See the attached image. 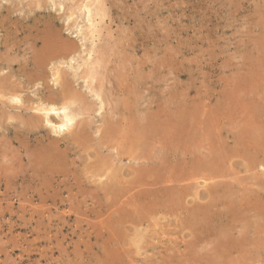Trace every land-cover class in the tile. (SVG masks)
<instances>
[{
  "label": "rangeland",
  "instance_id": "374dc122",
  "mask_svg": "<svg viewBox=\"0 0 264 264\" xmlns=\"http://www.w3.org/2000/svg\"><path fill=\"white\" fill-rule=\"evenodd\" d=\"M100 2L105 14L103 20L95 16L93 13L95 8L91 7L93 18L91 17L89 21L88 15L83 11L76 12L73 18H69L70 6L76 8L79 0L34 2L0 0V84L3 83V89L0 88V264H264V220L260 221L264 217V163L260 164L262 169L259 166L252 171L248 163L249 159H252L253 148L249 144H235L241 135L250 133L248 131L253 127L252 132L264 138V132L254 130L256 127L259 128L258 126L250 125L251 112L264 114V102L261 103L264 101V0H100ZM37 6L40 8L37 9ZM51 16L56 17L59 23H52ZM88 23L95 25L99 37L82 41L85 50L102 47L108 50L105 58L110 55L108 63L101 59L103 64L102 68L98 69L100 73L97 77L106 78L118 64L121 65V73H125V68L129 69L130 75L126 77L124 88L127 86L133 90L132 102L141 103L142 100V109H148L142 113L151 112L152 118L160 109L166 110L164 114L168 121L169 119L173 121L175 116L179 115L183 126L182 134L174 137L166 131L152 130L153 137L146 139L148 141H142L140 146H135V142L132 144L125 140L119 141L118 138L110 140L107 142L110 144V151L104 150L102 159L112 164V169H109L108 173L99 172L100 175L97 176H95L97 169L91 172L96 161L92 151L86 154L79 152L76 155L71 153L69 160L70 162L75 160L77 165L62 169V172L39 170L27 161L36 145L27 141L23 130L25 128L21 122L27 116L22 111L8 107L16 105V102H12V97L22 100L21 104L23 103L24 107H33L44 101L43 94L46 91L40 89L41 85H37L42 82L29 83L27 78L31 70L23 67L22 62L30 57L33 49L39 47H34L30 40L35 33L61 32L63 39H66L81 33L87 35L90 27ZM76 42L81 45L80 40L76 39ZM87 52H80L72 62H66L76 67L87 59ZM94 58L95 54L91 56V61ZM257 61L258 64H255ZM53 63L48 65L46 73L51 86L54 72L52 66L56 65ZM249 63L255 64L257 69L250 68L253 65ZM81 70L84 71L85 67L82 66ZM252 70L258 77L255 78V82ZM103 71L105 74H102ZM248 74H252V77ZM251 80L257 88L250 82ZM8 87L9 89L13 87L14 91H9ZM108 87L109 83L105 85L106 91ZM80 90L92 102L93 99L90 98L87 89ZM230 95L233 97H229ZM96 103L98 104L97 101ZM234 107L236 110L233 111ZM15 115L18 116V120ZM163 117L164 115L156 118L162 123ZM261 118L264 120V115ZM55 121L56 118L52 123L59 122ZM100 124L99 120L94 119L93 130H97L96 127ZM165 125L166 130L172 128L167 122ZM46 127L48 126L44 127L45 132L53 135L52 131H49L52 127L49 126L51 129ZM261 128L262 126L258 130ZM261 130L264 131V128ZM197 140L202 142L199 143ZM262 142L259 146L264 151V141ZM213 153H221V157L218 155L219 158H215L216 155ZM144 155L147 157L146 160L143 158ZM260 158L264 159V156ZM203 164L207 166L206 169ZM140 166L149 170L151 175L147 181L152 187L147 182L144 189L135 188L134 192H131L132 195L105 194L100 191V187L104 186L119 187L122 183H134L135 176L138 177L137 173L140 174L142 170ZM209 170L213 176L217 175L213 182L204 179L208 178ZM107 176L111 179H107ZM206 180L210 183H204ZM89 187L92 189H88ZM207 189L213 194L211 197ZM95 193L100 198H97ZM257 198H260L258 199L260 202ZM159 219L163 220L158 221ZM249 223L251 225L248 226ZM145 238L147 239L143 240ZM241 239L245 242L240 241ZM113 241L114 244L116 242L115 245H112ZM221 257L225 260H221Z\"/></svg>",
  "mask_w": 264,
  "mask_h": 264
},
{
  "label": "bare ground",
  "instance_id": "6f19581e",
  "mask_svg": "<svg viewBox=\"0 0 264 264\" xmlns=\"http://www.w3.org/2000/svg\"><path fill=\"white\" fill-rule=\"evenodd\" d=\"M34 2V0H32ZM69 1V0H67ZM77 1V0H75ZM87 0H79V4L76 6V8H72L70 6V13H69V18H73V16L75 15L76 12H86V14L88 15V19L90 21L91 19V7L95 8L93 11V13H95V16L99 17V19L102 21L105 14H104V8L103 5L101 4L102 2H100V0H88V2H85ZM64 7V6H63ZM62 7V8H63ZM31 8V7H30ZM40 8L39 6H37V9ZM61 8V7H59ZM32 9V8H31ZM60 10V9H59ZM64 10V8H63ZM78 14V13H77ZM85 14V13H84ZM85 14V15H86ZM49 15V14H47ZM50 17V16H48ZM52 17V16H51ZM93 18V17H92ZM52 23H56L58 22V20L56 19V17H52L50 18ZM99 20V21H100ZM93 21V20H92ZM49 22V21H48ZM59 23V22H58ZM53 24V25H54ZM89 24V23H88ZM90 25V24H89ZM52 27V26H51ZM55 27V26H54ZM97 27V25H96ZM101 28V27H100ZM46 29V28H43ZM53 29V28H52ZM37 30V29H36ZM96 29H95V25H90L87 35L86 34H77V35H71V38H66L63 39V36L61 34V32H37L32 36V42H33V46L37 47L39 46L37 49H33L30 57L24 59V62H22V64L24 65L23 67H27L29 68V70H31V73L28 75L27 81L29 83L32 82H37L40 81L42 83H38L37 85H41L42 90L46 91L45 94H43V103H38L36 106H31V107H24L21 104L20 99H17L16 97H12V102H16L15 106H8L10 109H14V110H18V111H22L23 113L26 114L27 118L22 121L20 119L21 115H19V119L22 121V125L25 129L24 133L27 137V141H29L30 143H36L35 145V149L31 152L29 159L27 161H29L28 163H30L31 165H34V167H36L39 170H48V171H56V173L62 169H68L69 167H71L72 165L76 164L75 160H69V157L72 154L76 155V153L82 152V153H88L89 151H92L93 154L96 156V161H95V165H92V168L94 166V168L91 170V172H94V169L96 170V174L95 176H97V174L100 175L99 172H104V173H108L109 169H112V164L108 163L107 160L105 161L104 159H102V153H104L103 151L109 150V145L107 142L110 140H116V138H118V140H125L127 143L131 142L132 144L135 142V146H140L141 142L148 138H150V136H152V130H157V131H166V133H170L171 136L173 135L175 136H180L181 130L183 129L182 126V121L179 115H176L175 118L173 119V121H171L169 119V121L167 120V117L164 114V110H161L156 112L153 116V118L151 117L152 114L150 112H143L142 111H147L148 109H142V100L141 103L139 102H135L133 103L132 101L134 100L132 98L133 95V90L131 91L130 89H128L127 86H125L124 88V84H125V80L126 77L128 78L130 75V70L125 68V73H121L120 68L121 65L118 64L117 68L113 69L106 78L102 77L101 79L97 77V75H99L100 72H98V69L102 68V60H105V62L108 63V58L110 59V55L106 57V52L108 50L102 49L101 48H86L84 45H82V41H86L88 39L94 40L95 37H99V34H96ZM31 34V33H30ZM29 35V34H28ZM31 36V35H30ZM73 38V39H72ZM76 39L80 40L81 45L77 44ZM79 42V41H78ZM93 41H91L92 43ZM30 44V43H29ZM90 44V42H89ZM95 44V43H94ZM32 47V46H31ZM30 47V48H31ZM94 47V46H93ZM105 48V47H104ZM109 48V47H108ZM85 51L87 52V59L85 61L82 62V64L77 65L76 67L71 66L69 63L67 62H72L76 56V54L78 53H83ZM110 51V50H109ZM256 53V52H255ZM95 54V58L91 61V56ZM110 54V53H109ZM104 58V59H103ZM10 60V59H9ZM127 60V59H125ZM244 60V59H243ZM6 61V60H5ZM67 61V62H66ZM130 61V60H129ZM55 62L56 65L55 67H53V86H51L48 82V77H47V67L48 65H50L51 63ZM104 62V63H105ZM251 62V61H249ZM259 62L261 63V61L259 60ZM9 63V62H8ZM6 63V64H8ZM253 63V61H252ZM249 63V64H252ZM255 63V62H254ZM259 63V64H260ZM10 64V63H9ZM54 64V63H53ZM127 64V63H126ZM258 64V61L255 63ZM254 64V65H255ZM128 65V64H127ZM243 65V64H242ZM253 65V64H252ZM253 65V67L250 68H254L255 66ZM62 66V67H61ZM84 66L85 70L82 71L81 67ZM262 66V65H261ZM260 66V68H261ZM13 67V65H12ZM11 67V69H12ZM125 67V66H124ZM123 67V69H124ZM131 67V66H130ZM257 67H259L257 65ZM2 68V65H1ZM18 68H20V66L18 65ZM176 68V67H175ZM249 68V67H248ZM256 68V67H255ZM104 69V68H103ZM181 69V68H180ZM257 69V68H256ZM264 69V68H263ZM2 70V69H1ZM70 70L72 72H70ZM132 70V69H131ZM255 70V69H254ZM174 71V70H173ZM178 71V70H177ZM256 71V70H255ZM253 73V70L251 71ZM257 72V71H256ZM20 73V71H19ZM25 73V72H24ZM248 73V72H247ZM258 73V72H257ZM102 74H105L104 71ZM134 74V73H133ZM239 74L243 75L242 73L239 72ZM260 74V72H259ZM262 74V73H261ZM172 75V74H171ZM241 75H239V78L241 79ZM246 75V74H245ZM249 75V74H248ZM247 75V77H248ZM252 74H250L249 76H251ZM254 75V73H253ZM26 76V75H25ZM143 76V75H141ZM254 82L255 80L258 78L256 77V74L254 75ZM235 77H237V75L235 74ZM252 77V76H251ZM263 77V76H261ZM142 78V77H141ZM243 78V77H242ZM250 78V77H249ZM256 78V79H255ZM2 79V77H1ZM252 79V78H251ZM260 79V78H259ZM3 80V79H2ZM105 80V82H104ZM235 80V78L231 81L233 83V81ZM239 82V79H237ZM236 80V81H237ZM253 80H251L250 82L253 83ZM52 81V79H51ZM235 81V83H236ZM264 81V80H263ZM145 82V81H144ZM148 82V81H147ZM145 82V83H147ZM175 82V81H174ZM258 82V80H257ZM5 83V82H4ZM109 83L110 87H108V92L105 90V85ZM169 83V82H168ZM176 83V82H175ZM259 83V82H258ZM257 83V86L259 85ZM7 84V83H6ZM81 84H83V86H81ZM242 84V82H241ZM249 85V83H246ZM2 84H0V88H2ZM15 85V84H14ZM177 85V84H176ZM233 85V84H232ZM252 85V84H251ZM253 85L256 84L253 83ZM252 85V86H253ZM8 86V85H7ZM6 86V87H7ZM10 86V85H9ZM34 86V85H33ZM230 86V84H229ZM246 86V85H245ZM147 87V86H146ZM231 87V86H230ZM233 87V86H232ZM254 87V89H255ZM260 87V86H259ZM229 88V87H228ZM234 88V87H233ZM236 88V87H235ZM234 88V89H235ZM244 88V85H243ZM246 88V87H245ZM249 88V87H248ZM252 88V87H251ZM257 88V87H256ZM3 89V88H2ZM7 89V88H6ZM9 89V87H8ZM7 89V90H8ZM80 89H87V91L90 94V98H92V102L91 100H89L86 97V94L84 95L82 93V91ZM232 89V88H231ZM28 90V89H27ZM229 90V89H228ZM257 90V89H256ZM255 90V91H256ZM258 90H260L258 88ZM257 90V91H258ZM9 91H14L13 87H10ZM235 91V90H234ZM232 91V92H234ZM8 92V91H7ZM16 93V92H15ZM42 93V92H41ZM244 93V92H243ZM230 94V92H229ZM238 94V93H237ZM250 94V93H249ZM4 95V94H3ZM171 95V94H170ZM235 95V94H234ZM239 95V94H238ZM12 96V95H11ZM10 96V97H11ZM16 96V95H15ZM110 96H116L114 97H110ZM9 97V99H10ZM110 97V98H109ZM164 97V96H163ZM229 97H233L232 95H230ZM235 97V96H234ZM21 98V97H20ZM239 98V97H238ZM258 98V97H257ZM145 99V98H144ZM161 99V98H160ZM164 99V98H163ZM170 100V97L168 98ZM10 100V101H11ZM233 100V99H231ZM238 100V99H237ZM27 101V100H26ZM31 101V99H30ZM42 101V100H41ZM96 101L98 102V104L96 103ZM236 101V100H235ZM170 102V101H169ZM237 102V101H236ZM255 102V101H253ZM260 102V100L258 101ZM264 102L263 100L261 101V103ZM32 103V102H31ZM243 103V102H242ZM256 103V102H255ZM15 104V103H14ZM167 104V102H166ZM257 104V103H256ZM264 104V103H263ZM262 104V105H263ZM28 105L29 102H28ZM233 105V104H232ZM245 105V103H244ZM252 105V104H251ZM259 105V104H258ZM27 106V105H26ZM158 106V105H157ZM172 106V105H171ZM174 106V105H173ZM230 106V105H229ZM243 106V104H242ZM264 106V105H263ZM137 107L139 110H137ZM168 107H170L168 105ZM253 107V106H252ZM260 107V106H259ZM205 108V107H204ZM254 108V107H253ZM264 108V107H263ZM235 107L233 108L234 111ZM157 110V109H156ZM236 110V109H235ZM136 113H135V112ZM139 111V112H138ZM180 111V110H179ZM242 111V110H241ZM174 112V111H173ZM240 112V111H239ZM244 113V112H243ZM24 114V115H25ZM161 114V115H160ZM252 116H251V122L250 125L251 126H258L259 128L262 126V128H264V120L261 118L263 117L262 113H256V112H251ZM138 116L135 118V116ZM162 123L156 118L158 116V118L161 116H163ZM174 115V114H173ZM172 115V116H173ZM250 115V114H249ZM16 116V115H15ZM14 116V117H15ZM230 116V115H228ZM18 116H16L17 119ZM171 117V116H170ZM204 117V116H203ZM56 118L57 121L55 122H59L53 124L52 121H54ZM191 118V117H190ZM194 117H192L193 119ZM12 119V118H11ZM15 119V120H16ZM24 119V118H23ZM94 119H97L101 122V124L98 126L100 127L97 130H93L95 128L92 127V124L94 122ZM18 120V119H17ZM19 120V121H20ZM201 120V119H200ZM181 121V123H180ZM167 122V124H170V126L172 128L167 129L166 130V125L165 123ZM249 122V121H248ZM253 124V125H252ZM21 125V126H22ZM196 125V124H195ZM199 126V124H197ZM203 125V124H202ZM11 126V125H10ZM48 126L47 129H52L49 131H52L53 135H51L50 133L45 132L44 127ZM49 126H51L49 128ZM97 126V125H96ZM169 126V125H168ZM190 126V125H189ZM194 126V125H193ZM239 126V125H238ZM200 127V126H199ZM205 127V126H204ZM10 128V127H9ZM189 128V127H188ZM196 128V127H195ZM201 128V127H200ZM254 128V127H253ZM253 128L250 129V133H247L246 135H241L239 140L235 141V144H249L250 147H252V152H251V156L252 159H249V163L248 166L252 169H255L256 167H259L260 164L264 163V159H261L260 156H264V151L261 150L262 147L259 146V144L263 143L262 141H264V138L261 137L260 135L257 133H253ZM257 128V127H256ZM254 129L258 132H264L263 130H258ZM8 129V128H7ZM15 130V129H14ZM18 130V129H17ZM199 130V129H196ZM202 130V129H201ZM232 130V129H231ZM236 130V129H235ZM22 131V130H20ZM48 131V132H49ZM192 131V130H191ZM237 131V130H236ZM16 132V131H15ZM19 132V130L17 131ZM207 132V131H206ZM247 132V131H245ZM255 132V131H254ZM151 133V135H150ZM192 133V132H190ZM194 133V131H193ZM203 133V131H202ZM208 133V132H207ZM169 134V135H170ZM182 134V133H181ZM219 134V133H218ZM198 135V134H197ZM201 135V134H200ZM204 135V133H203ZM16 136V135H14ZM157 136V135H156ZM191 136V134H190ZM194 137V135H192ZM199 136V135H198ZM22 137V136H21ZM153 137V136H152ZM168 137V136H167ZM166 137V138H167ZM187 137V135L185 136ZM204 137V136H203ZM207 137H209L207 135ZM239 137V136H238ZM16 138V137H15ZM18 138V137H17ZM23 138V137H22ZM170 138V137H169ZM200 138H202L200 136ZM206 138V137H204ZM213 138V137H212ZM215 138V137H214ZM151 139V138H150ZM168 139V138H167ZM182 139V138H181ZM209 139V138H208ZM12 140H16L13 139ZM23 140V139H22ZM176 140V139H175ZM123 141V142H125ZM148 141V140H146ZM145 141V142H146ZM151 141V140H149ZM210 141V140H209ZM207 141V143L209 142ZM216 141V140H215ZM136 142H138V144H136ZM153 142V141H152ZM166 142V141H164ZM190 142H192L190 140ZM194 142V141H193ZM197 142H202V141H198ZM204 142H206L204 140ZM203 142V143H204ZM11 143V142H10ZM28 143V142H26ZM184 144V142H182ZM196 143V142H195ZM194 143V144H195ZM16 144V143H15ZM159 144V143H158ZM169 144V142H168ZM167 144V145H168ZM193 144V145H194ZM218 144V143H217ZM31 145V144H30ZM94 145V146H93ZM125 145V144H124ZM145 145V144H144ZM148 145V144H147ZM200 145V144H199ZM207 145V144H206ZM117 146V145H116ZM166 146V145H165ZM170 146V145H169ZM186 146V145H185ZM198 146V145H197ZM219 146V144H218ZM221 146V145H220ZM112 147V146H111ZM145 147V146H144ZM149 147V146H148ZM146 146V148H148ZM194 147V146H193ZM203 147V146H202ZM210 148V146H208ZM214 147V146H211ZM217 147V146H216ZM246 147V146H245ZM33 148V147H31ZM114 148V147H113ZM119 148V147H118ZM117 148V149H118ZM145 148V149H146ZM167 148V147H166ZM186 148V147H185ZM206 148V147H205ZM28 149V148H27ZM26 149V150H27ZM127 149V148H126ZM143 148H141L142 150ZM178 149V148H177ZM201 149V148H200ZM204 149V148H203ZM217 149V148H216ZM144 150V149H143ZM151 150V149H150ZM189 150V149H188ZM207 150V149H206ZM210 150V149H209ZM208 150V152H209ZM220 150V149H219ZM25 151V149H24ZM28 151V150H27ZM116 151V150H115ZM136 151V149H135ZM139 151V150H138ZM196 151V150H195ZM198 151V150H197ZM222 151V150H221ZM220 151V152H221ZM114 152V151H113ZM134 152V151H133ZM138 153V152H137ZM144 153V151H143ZM191 153V152H190ZM207 153V151L205 152ZM19 154V153H18ZM126 154V153H125ZM135 155V153H133ZM145 154V153H144ZM208 154V153H207ZM215 154V153H213ZM13 155V154H12ZM83 155V154H82ZM129 155V153H128ZM131 155V152H130ZM141 155V152H140ZM143 155V154H142ZM149 155V154H148ZM197 155V154H196ZM200 155V154H198ZM215 158H219V156L221 157V153L220 154H215ZM219 155V156H218ZM15 156V155H13ZM27 156V155H26ZM92 156V155H91ZM150 156V155H149ZM188 156V155H187ZM194 156V155H193ZM208 156V155H207ZM18 157V156H17ZM90 157V155L88 156ZM122 157V156H121ZM139 157V156H138ZM143 157V156H142ZM183 157V156H182ZM197 157V156H196ZM199 157V156H198ZM197 157V158H198ZM202 157V156H201ZM200 157V158H201ZM210 157V156H209ZM12 158V157H11ZM14 158V157H13ZM19 158V157H18ZM77 158V157H76ZM87 158V157H86ZM124 158V157H123ZM132 158V156H131ZM137 158V157H136ZM145 160L147 159V157L144 155L143 157ZM159 158V157H158ZM184 158V157H183ZM224 158V157H223ZM27 159V158H25ZM78 159V158H77ZM91 159V158H90ZM135 159V158H134ZM150 159V158H149ZM193 159V158H192ZM222 159V158H221ZM229 159V158H227ZM18 160V159H17ZM92 160V159H91ZM94 160V159H93ZM131 160V159H130ZM184 160V159H183ZM195 160V159H194ZM205 160V159H204ZM212 160V159H211ZM220 160V159H219ZM9 161V160H8ZM77 161V160H76ZM86 161V159L84 160ZM83 161V162H84ZM90 161V160H89ZM120 161V160H119ZM210 161V159H209ZM227 161V160H226ZM224 161V162H226ZM11 162V161H10ZM14 162V161H13ZM20 162V161H19ZM23 162V161H22ZM87 162V161H86ZM92 162V161H91ZM94 162V161H93ZM123 162V161H122ZM125 162V161H124ZM136 162V161H135ZM212 162V161H211ZM222 162V160H221ZM15 163V162H14ZM219 164V161L217 162ZM27 164V163H26ZM79 164V163H78ZM82 164V163H81ZM90 164V162H89ZM118 164V163H117ZM128 164V162H127ZM126 164V165H127ZM146 164V163H145ZM159 164V163H158ZM162 164L164 165V163L162 162ZM168 164V162H167ZM205 164V163H204ZM203 164V166H204ZM221 164V163H220ZM21 165V164H20ZM77 165V164H76ZM222 165V164H221ZM75 166V165H74ZM89 166V165H88ZM134 166V165H133ZM183 166V165H182ZM223 166V165H222ZM229 166V165H228ZM18 167V166H17ZM33 167V166H32ZM79 167V166H77ZM124 167V166H123ZM122 167V168H123ZM126 167H130V166H126ZM142 169V166H140ZM144 167V166H143ZM158 167V165H157ZM165 167V165H164ZM29 168V167H28ZM88 168V167H87ZM115 168V167H114ZM132 168V167H131ZM135 168V167H134ZM133 168V169H134ZM153 168V167H152ZM162 168V167H161ZM180 168V167H179ZM204 168L206 169L207 166L205 165ZM217 168V167H216ZM222 168V167H221ZM260 169H262L263 167L260 166ZM13 169V168H12ZM19 169V168H18ZM74 169V168H73ZM84 169V168H83ZM126 169V168H125ZM164 169V168H163ZM162 169V170H163ZM167 169V167L165 168V170ZM213 169V168H212ZM224 169V168H223ZM249 169V168H248ZM76 170V169H75ZM87 170V169H86ZM122 170V169H121ZM128 170V168H127ZM136 170V169H135ZM157 170V168L155 169ZM160 169V171H162ZM181 170V169H180ZM198 170V169H197ZM199 170H201V168H199ZM18 171V170H17ZM64 171V170H63ZM69 171V170H68ZM71 171V170H70ZM85 171V170H84ZM82 170V172H84ZM196 171V170H195ZM222 171V170H221ZM228 171V170H227ZM254 171V170H252ZM263 171V170H261ZM2 172V171H1ZM22 172V171H21ZM62 172V171H61ZM78 172V171H77ZM87 172V171H86ZM134 172V171H133ZM137 173V170L135 171ZM179 172V171H178ZM193 172V171H192ZM207 172V171H205ZM213 172V171H212ZM4 173V172H2ZM16 173V172H13ZM12 173V174H13ZM19 173V171H18ZM25 173V172H24ZM30 173V172H29ZM52 173V172H51ZM55 173V172H54ZM74 173H76L74 171ZM72 173V174H74ZM135 173V174H136ZM262 173V172H261ZM10 174V172L8 173ZM44 174V173H43ZM53 174V173H52ZM60 174V173H59ZM68 175V173H66ZM89 174V172H88ZM87 174V175H88ZM92 174V173H91ZM138 174V175H137ZM136 175L138 177L135 176L134 178V183H130V184H121V186H116V185H111L108 187H100V191H103V193L105 194H129V193H133L134 189L138 188V189H142L144 186L147 185V180L149 178V170L147 168H143L140 171V174L137 173ZM181 174V173H180ZM226 174V173H225ZM254 174V173H253ZM6 175V174H5ZM16 175V174H15ZM33 175V174H32ZM42 175V174H41ZM47 175V173H46ZM104 175V174H103ZM110 175V174H109ZM115 175V172H114ZM158 175V174H157ZM156 175V177H157ZM190 175V174H189ZM193 175V174H192ZM199 175V174H198ZM13 176V175H12ZM10 175V177H12ZM18 176V175H17ZM40 176V174L38 175ZM51 176V175H50ZM49 176V177H50ZM73 176V175H72ZM79 176V175H78ZM91 176V175H89ZM102 176V175H101ZM160 176V175H159ZM200 176V175H199ZM201 176H203L201 174ZM264 176V175H263ZM1 177V176H0ZM21 177V176H20ZM47 177V176H46ZM120 177V176H119ZM153 177V176H152ZM217 175L213 176L210 173H208V178H204V179H208L209 181H212L214 179H216ZM222 177V176H221ZM231 177V176H229ZM241 177V176H240ZM261 177V176H260ZM15 178V177H14ZM18 178V177H16ZM52 178V177H51ZM58 178V177H57ZM68 178V177H67ZM79 178V177H78ZM82 178V177H81ZM89 178V177H88ZM100 178V176L98 177ZM103 178V177H102ZM106 178V177H105ZM172 178V177H171ZM219 178V177H218ZM227 178V177H225ZM234 178V177H233ZM236 178V177H235ZM107 179H111V177L107 176ZM156 179V178H155ZM157 179H159L157 177ZM197 179V178H196ZM229 179V178H228ZM1 180V179H0ZM3 180V179H2ZM11 180V179H10ZM22 180V179H21ZM50 180V179H49ZM61 180V179H60ZM69 180V179H68ZM67 180V181H68ZM82 180V179H81ZM104 180V179H103ZM117 180V179H116ZM187 180V179H186ZM185 180V181H186ZM199 180V179H198ZM208 180H206V184H209L210 182H207ZM71 181V180H70ZM83 181V180H82ZM107 181V180H106ZM113 181V180H112ZM124 181V180H123ZM122 181V182H123ZM128 181V180H127ZM151 181V180H150ZM153 181V180H152ZM151 181V182H152ZM156 181V180H155ZM193 182V180H191ZM202 181V180H201ZM205 181V180H204ZM221 181L222 178H221ZM220 181V182H221ZM236 181V180H235ZM256 181V180H255ZM253 180V182H255ZM2 182V181H1ZM59 182V181H58ZM69 182V181H68ZM74 182V181H73ZM84 182V181H83ZM88 182V181H87ZM91 182V179H90ZM100 182V181H98ZM102 182V181H101ZM121 182V180L119 181ZM157 182V181H156ZM189 182V181H188ZM196 182V180H195ZM198 182V181H197ZM227 182V181H225ZM105 183V181H104ZM149 183V182H148ZM159 183V182H158ZM162 183V181L160 182ZM160 183L158 186H160ZM183 183V182H182ZM187 183V182H186ZM199 183V182H198ZM219 183V182H218ZM61 184V183H60ZM59 184V185H60ZM77 184V183H76ZM85 184V182H84ZM91 184V183H90ZM111 184V183H110ZM163 184V183H162ZM169 184V183H168ZM10 185V184H9ZM81 185V183L79 184ZM107 185V184H106ZM149 185L151 186V184L149 183ZM224 185V184H223ZM233 185V184H232ZM74 186V185H73ZM78 186V185H77ZM84 186V185H83ZM89 186V185H88ZM91 186V185H90ZM149 186V187H150ZM163 186V185H162ZM71 187V186H70ZM87 187V186H86ZM98 187V186H97ZM152 187V186H151ZM232 187V186H231ZM50 188V187H49ZM145 188V187H144ZM143 188V189H144ZM147 188V187H146ZM159 188V187H158ZM244 188V187H243ZM57 189V188H56ZM62 189V186H61ZM85 189V188H84ZM88 189H92V188H88ZM161 189V188H160ZM213 189V188H211ZM66 190V189H63ZM62 190V191H63ZM75 190V189H74ZM73 190V192H74ZM146 190V189H145ZM174 190V189H172ZM206 190V188H205ZM207 193L210 195L209 197H211L212 193H209V189H207ZM233 190V189H232ZM245 190V189H244ZM247 190V189H246ZM71 191V190H70ZM99 191V190H98ZM142 191V190H141ZM221 191V190H219ZM76 192V191H75ZM82 192V191H81ZM163 192V191H162ZM183 192V191H182ZM222 192V191H221ZM220 192V193H221ZM236 192V191H235ZM248 192V191H247ZM259 192V191H258ZM48 193V192H47ZM89 193V192H88ZM97 193V192H96ZM95 193V196H96ZM102 193V194H103ZM132 193L130 195H132ZM144 193V192H143ZM177 193H179V195L181 194L180 191H178ZM188 193V192H187ZM196 193V192H193ZM206 193V194H207ZM219 193V194H220ZM241 193V192H240ZM260 193V192H259ZM262 193V191H261ZM136 194V193H135ZM142 194V193H140ZM184 194V193H183ZM191 194V193H190ZM236 194V193H235ZM242 194V193H241ZM255 194V193H253ZM258 194V193H257ZM98 195V194H97ZM150 195V194H149ZM148 195V196H149ZM156 195V194H155ZM189 195V194H188ZM213 195V194H212ZM215 195V194H214ZM237 195V194H236ZM259 195V194H258ZM261 195V194H260ZM94 196V197H95ZM101 196V195H100ZM106 196V195H105ZM113 196V195H112ZM170 196V195H169ZM173 196H175V193L173 194ZM246 196V195H245ZM97 197V196H96ZM108 197V196H107ZM128 197V196H127ZM135 197V196H134ZM140 197V196H139ZM144 197V195H143ZM147 197V196H146ZM154 197V196H153ZM183 197V196H182ZM190 197V196H189ZM187 197V198H189ZM205 197V196H204ZM224 197V196H223ZM254 196H252L251 198H253ZM257 197V196H256ZM259 197V196H258ZM263 197V196H262ZM100 198V197H97ZM110 198V196H109ZM112 198V197H111ZM136 198V197H135ZM151 198V197H150ZM156 198V197H155ZM184 198V197H183ZM226 198V197H224ZM229 198V197H228ZM231 198V197H230ZM261 198V197H260ZM260 198H257L260 199ZM68 199V198H67ZM105 199V198H104ZM103 199V200H104ZM146 199V198H145ZM214 199V198H213ZM218 199V198H217ZM216 199V200H217ZM238 199V198H235ZM254 199V198H253ZM256 199V198H255ZM264 199V198H263ZM65 200V199H64ZM113 200V199H112ZM111 200V203H112ZM122 200V198L120 199ZM142 200V199H141ZM140 200V201H141ZM144 200V198H143ZM153 200V199H152ZM201 200V199H199ZM230 200V199H229ZM262 200V199H261ZM108 201V200H107ZM114 201V200H113ZM116 201V200H115ZM114 201V202H115ZM160 201V200H159ZM218 201V200H217ZM259 201V200H258ZM257 201V202H258ZM4 202V201H3ZM120 202V201H119ZM170 202V201H169ZM224 202V201H223ZM260 202V201H259ZM128 203V202H127ZM161 203V202H160ZM194 203V202H193ZM217 203V202H216ZM251 203V202H250ZM263 203V202H262ZM119 204V203H118ZM210 204V203H209ZM256 204V203H255ZM254 204V205H255ZM259 204V203H258ZM45 205V204H44ZM136 205V204H135ZM213 205V204H212ZM248 205V203H247ZM257 205V204H256ZM114 206V205H111ZM110 206V207H111ZM119 206V205H118ZM150 206V204H149ZM159 206V205H158ZM157 206V207H158ZM258 206V205H257ZM44 207V206H43ZM100 207V206H99ZM98 207V208H99ZM106 207V206H105ZM156 207V206H155ZM196 207V206H195ZM207 207V206H206ZM211 207V205H210ZM217 207V206H216ZM233 207L234 206H230ZM264 207V206H263ZM115 209V207H113ZM120 208V207H118ZM126 208V207H124ZM123 208V209H124ZM130 208V207H129ZM127 208V209H129ZM138 208V207H136ZM153 208V207H151ZM150 208V209H151ZM215 208V206H214ZM232 208V209H233ZM237 208V207H236ZM45 209V208H44ZM131 209V208H130ZM182 209V208H181ZM186 209V208H185ZM209 209V208H208ZM223 209V208H222ZM228 209V208H227ZM226 209V210H227ZM239 209V208H238ZM120 210V209H119ZM132 210V209H131ZM137 210V209H136ZM159 210V209H158ZM206 210V209H205ZM235 210V209H234ZM237 210V209H236ZM160 211V210H159ZM198 211V210H196ZM207 211V210H206ZM228 211V210H227ZM225 211V212H227ZM231 211V210H230ZM260 211V210H259ZM116 212V211H115ZM119 212V211H118ZM233 212V211H232ZM239 212V211H238ZM246 212V211H245ZM255 212V211H254ZM257 212V211H256ZM117 213V212H116ZM141 213V212H140ZM144 213V212H143ZM159 213V212H158ZM216 213V212H215ZM215 213H213L214 215H216ZM228 213V212H227ZM253 213V212H252ZM200 214V213H199ZM211 214V213H210ZM247 214V213H246ZM251 214V213H249ZM119 215V214H118ZM157 215V214H156ZM222 215V214H221ZM231 215V214H230ZM233 215V214H232ZM154 216V215H153ZM160 216H161V212H160ZM200 216V215H199ZM205 216V215H204ZM248 216V215H247ZM254 216V215H253ZM257 216V215H256ZM159 217V216H158ZM164 217V216H163ZM162 217V218H163ZM168 217V216H167ZM209 217V216H208ZM213 216H211L212 218ZM216 217V216H214ZM223 217V216H222ZM259 217V216H258ZM117 218V217H116ZM124 218V216H123ZM128 218V217H127ZM156 218V216H155ZM205 218V217H204ZM210 218V217H209ZM203 219V218H202ZM206 219V218H205ZM215 219V218H214ZM228 219V217H227ZM260 219V218H259ZM119 220V219H118ZM124 220V219H123ZM128 220V219H126ZM125 220V221H126ZM157 220V219H156ZM163 220V219H159L158 221ZM207 220V219H206ZM205 220V221H206ZM213 220V219H212ZM257 219H255L256 221ZM264 220L260 219V221ZM131 221V220H130ZM134 220H132L133 222ZM187 221V220H186ZM190 221V220H189ZM203 221V220H202ZM250 221H252L250 219ZM116 222V221H115ZM127 222V221H126ZM198 222V221H197ZM249 222V221H248ZM258 222V221H257ZM120 223V222H119ZM172 223V222H171ZM261 223V222H260ZM137 224V223H136ZM183 224V223H181ZM212 225V223H210ZM247 224V223H246ZM256 224V223H255ZM156 225V224H155ZM179 225V224H178ZM210 225V226H211ZM251 225V223L248 224V226ZM119 226V225H118ZM121 226V224H120ZM175 227H177L176 225H174ZM194 226V225H192ZM197 226V225H195ZM254 226V223H253ZM115 227V226H114ZM124 227V226H123ZM136 227V225H135ZM181 227V226H180ZM185 227V226H183ZM120 228V227H119ZM159 229V228H158ZM193 229V228H192ZM203 229V228H202ZM251 229H253L251 227ZM250 229V230H251ZM255 229V228H254ZM136 230V229H135ZM182 230V228H181ZM248 230V228H247ZM123 231V230H122ZM121 231V232H122ZM143 231V230H142ZM142 231H140L142 233ZM148 231V230H147ZM195 231V230H194ZM255 231V230H254ZM251 232H253L251 230ZM119 233V232H118ZM149 233V232H148ZM184 233V232H183ZM123 234V233H122ZM147 234V233H146ZM158 234V233H157ZM190 234V233H189ZM193 234V233H192ZM263 234V233H262ZM135 235V234H134ZM138 235V233L136 234ZM140 235V234H139ZM155 235V233H154ZM250 235V234H249ZM122 236V235H121ZM133 236V235H132ZM180 236V235H178ZM256 236V235H255ZM146 237V236H145ZM182 237V235H181ZM194 237V235H193ZM200 237V236H199ZM210 237V236H208ZM252 237V236H251ZM123 238V237H122ZM137 238V237H136ZM135 238V240H136ZM154 238V237H152ZM253 238V237H252ZM251 238V239H252ZM255 238V237H254ZM113 239V238H112ZM134 239V238H133ZM147 238L143 239L146 240ZM198 239V238H197ZM207 239V238H206ZM245 239V238H244ZM114 240V239H113ZM142 240V239H141ZM172 240V239H171ZM177 239H174V241ZM196 240V239H195ZM243 239H241L240 241H242ZM246 240V239H245ZM116 241V240H115ZM148 241V240H147ZM150 241V240H149ZM224 241V240H223ZM249 241H254V240H249ZM119 242V241H118ZM146 242V241H145ZM156 242V241H153ZM178 242V241H176ZM205 242V241H204ZM243 242H245L243 240ZM143 244H145L144 242H142ZM147 243V242H146ZM160 243V242H159ZM203 243V242H202ZM223 243V242H222ZM116 244V242H115ZM114 241L112 245H115ZM155 244V243H154ZM247 244V243H245ZM148 245V244H147ZM151 245V244H150ZM169 245V244H168ZM167 245V246H168ZM194 245H196L194 243ZM222 245V244H221ZM253 245V244H252ZM186 246V245H184ZM192 246V245H191ZM228 246V245H227ZM117 247V246H116ZM163 247V246H162ZM187 247V246H186ZM118 248V247H117ZM172 248V247H171ZM170 248V249H171ZM194 248V247H193ZM198 248V247H197ZM241 248V247H240ZM146 249V248H144ZM149 249V248H148ZM168 249V248H167ZM166 249V250H167ZM176 249V248H175ZM191 249V248H190ZM224 249V248H223ZM221 249V251L223 250ZM141 250V249H140ZM143 250V249H142ZM184 250V249H183ZM228 250V249H227ZM231 250V249H230ZM114 251V250H113ZM165 251V250H164ZM174 251V250H173ZM226 251V250H225ZM115 252V251H114ZM170 252V251H168ZM172 252V251H171ZM184 252V251H183ZM187 252V251H186ZM228 252V251H227ZM167 253V252H166ZM174 253V252H173ZM185 253V252H184ZM223 253V251H222ZM221 253V254H222ZM197 254V253H196ZM217 254V253H216ZM167 255V254H166ZM176 255V254H175ZM178 255V254H177ZM195 255V254H194ZM198 255V254H197ZM219 255V254H217ZM172 256V255H171ZM192 256V255H191ZM225 256V254H224ZM170 257V256H167ZM173 257V256H172ZM177 257V256H176ZM175 257V258H176ZM187 256H185L186 258ZM201 257V256H199ZM184 258V257H182ZM189 258V257H187ZM192 258V257H191ZM167 259V258H166ZM165 259V262H166ZM174 259V258H172ZM168 260V259H167ZM177 260V259H176ZM180 260V259H179ZM193 260V259H192ZM221 260H225L221 257ZM170 261V260H168ZM186 261V260H185ZM189 262V261H188ZM197 262V261H196ZM221 262V261H220ZM151 263V262H150ZM168 263V262H166ZM185 263V262H183ZM169 264V263H168ZM187 264V263H185Z\"/></svg>",
  "mask_w": 264,
  "mask_h": 264
}]
</instances>
